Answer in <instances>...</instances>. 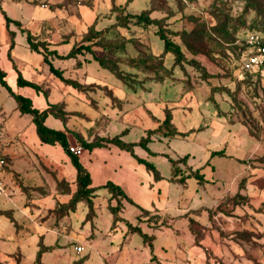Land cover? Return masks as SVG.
Instances as JSON below:
<instances>
[{
	"label": "rangeland",
	"instance_id": "374dc122",
	"mask_svg": "<svg viewBox=\"0 0 264 264\" xmlns=\"http://www.w3.org/2000/svg\"><path fill=\"white\" fill-rule=\"evenodd\" d=\"M141 12L153 22L132 17ZM27 33L55 51L53 65L76 87L49 72ZM251 33L264 37V0H0V69L38 85L26 93L61 115L45 123L69 142L101 145L78 154L94 189L90 211L74 200L63 148L42 143L0 85V264H264V71L241 67ZM79 44L93 52L57 57ZM114 136L148 137V149L133 152L160 178L106 141ZM108 181L136 205L112 197Z\"/></svg>",
	"mask_w": 264,
	"mask_h": 264
},
{
	"label": "trees",
	"instance_id": "16d2710c",
	"mask_svg": "<svg viewBox=\"0 0 264 264\" xmlns=\"http://www.w3.org/2000/svg\"><path fill=\"white\" fill-rule=\"evenodd\" d=\"M132 17L136 19L137 22H142L143 24H150L153 22L151 18H149L147 15H145L144 12H141L139 14H134ZM5 21L6 23L11 21L8 16L5 15ZM159 38L163 41V46L166 51H171L175 54L176 58H179L181 56V50L177 44H175L173 41H171L164 32H159ZM264 38V37H263ZM26 40L29 44V47L31 50L39 53L42 55L43 62L47 65L48 70L51 74L59 78L61 81L71 84L72 86L76 87V84L74 82L69 81L67 78L63 76V72L60 68L55 67L49 58L51 54H55V51H49L47 50L45 44H43V47L46 48L44 52H41L38 49V44L32 40V36L27 33ZM13 45L11 44L10 48ZM84 52H90L93 51L90 49L88 45L85 44H79L71 47V49L65 54V55H58L57 57L68 59V58H75L78 54H82ZM94 59L98 61V63L102 66H106V61L103 58H100L98 56L94 55ZM5 73L0 70V85L4 87L9 94L13 97V99L16 102V109L21 114H29L31 116V121L35 126V131L37 134L38 139L42 143L46 144H58L60 145L63 150L65 151V154L68 156L72 166L76 170L77 174V181H78V191L77 195L75 197V201L79 200H86L88 207L91 211L92 209V192L93 187L91 186V177L87 169L83 166L81 161L79 160L78 156L72 153L69 149V139L67 134L59 129L53 128L48 126L45 123V120L49 114L54 115L55 117L59 118L61 115L57 114L56 112H53L49 110V108H43L39 109L36 107L32 100L19 93H15L10 86L7 84L5 78ZM16 84L18 86H29L34 88L35 90H39V87L36 83L29 81L25 79L20 72L17 73V79ZM164 125H170V116L169 114H166L164 117V120L162 122ZM165 135H171L175 134L174 132L168 130L164 132ZM108 143H111L118 148L125 150L127 152H130L131 155L136 157L138 163L143 164L149 171H152L154 179L158 180L160 178L159 170L155 168L154 164L144 158L138 157L133 152V147L135 145H139L143 149L147 150V143L149 142L148 137H143L138 143L135 142H128L122 140L118 136H114L112 138H109L106 140ZM82 148L83 149H92L95 146H101L100 144H92L90 142H84L82 141ZM171 161V160H170ZM197 180H201L203 178L202 174H199L198 172H195L194 175H192ZM183 179V178H181ZM108 189V191L111 193L112 197H115L117 195H120L121 197L125 198L128 202L136 205L133 200L127 196V194L124 192V190L121 188L120 185L115 184L112 181H108L105 185H103ZM118 207H122L121 199L117 200V204L114 207L110 208V212L113 215L114 221H117V212L119 211ZM126 228L128 233H135L139 235L143 241V243L147 244L150 248L152 247V236L144 232L139 225H134L131 222H126Z\"/></svg>",
	"mask_w": 264,
	"mask_h": 264
},
{
	"label": "built area",
	"instance_id": "2783aa9c",
	"mask_svg": "<svg viewBox=\"0 0 264 264\" xmlns=\"http://www.w3.org/2000/svg\"><path fill=\"white\" fill-rule=\"evenodd\" d=\"M246 48L241 57V67L248 71H264V38L257 33L248 34L245 38ZM81 145L77 142H70L69 149L78 156L81 153ZM6 159L0 150V189L2 188L1 174Z\"/></svg>",
	"mask_w": 264,
	"mask_h": 264
},
{
	"label": "crops",
	"instance_id": "0c3cea01",
	"mask_svg": "<svg viewBox=\"0 0 264 264\" xmlns=\"http://www.w3.org/2000/svg\"><path fill=\"white\" fill-rule=\"evenodd\" d=\"M42 60H43V58H42ZM48 68V67H47ZM1 70V69H0ZM4 73H5V76H6V78H5V76H4V78H5V80H6V82H7V84L10 86V88L15 92V93H22V95H24V96H27V97H29L30 98V96H29V94H27L26 93V91L29 89V86H18L17 84H16V79H17V74H16V72H14L13 71V69H5V70H2ZM6 71V72H5ZM6 73H7V75H6ZM21 73V72H20ZM23 76V75H22ZM24 77V76H23ZM25 78V77H24ZM25 79H27V78H25ZM28 80V79H27ZM30 81V80H29ZM33 82V81H32ZM35 83V82H34ZM2 87V86H1ZM4 88V87H3ZM30 88H32V87H30ZM5 89V88H4ZM32 89H34V88H32ZM6 90V89H5ZM35 90V89H34ZM31 99V98H30ZM33 102V101H32ZM82 163V162H81ZM84 166V165H83ZM85 167V166H84Z\"/></svg>",
	"mask_w": 264,
	"mask_h": 264
}]
</instances>
